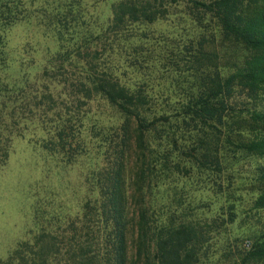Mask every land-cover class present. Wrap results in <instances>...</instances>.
I'll return each instance as SVG.
<instances>
[{
	"label": "trees",
	"instance_id": "trees-1",
	"mask_svg": "<svg viewBox=\"0 0 264 264\" xmlns=\"http://www.w3.org/2000/svg\"><path fill=\"white\" fill-rule=\"evenodd\" d=\"M35 134L83 194L0 264H264V0H0V166Z\"/></svg>",
	"mask_w": 264,
	"mask_h": 264
},
{
	"label": "rangeland",
	"instance_id": "rangeland-1",
	"mask_svg": "<svg viewBox=\"0 0 264 264\" xmlns=\"http://www.w3.org/2000/svg\"><path fill=\"white\" fill-rule=\"evenodd\" d=\"M55 47L32 25L15 26L8 42L10 72L22 66L32 73ZM81 173L79 167L48 155L39 134L14 139L9 158L0 166V258L19 241H31L41 228L55 231L57 219L66 220L78 209Z\"/></svg>",
	"mask_w": 264,
	"mask_h": 264
},
{
	"label": "built area",
	"instance_id": "built-area-1",
	"mask_svg": "<svg viewBox=\"0 0 264 264\" xmlns=\"http://www.w3.org/2000/svg\"><path fill=\"white\" fill-rule=\"evenodd\" d=\"M246 245H248V242L246 243Z\"/></svg>",
	"mask_w": 264,
	"mask_h": 264
}]
</instances>
